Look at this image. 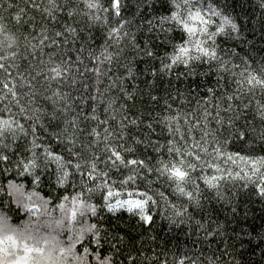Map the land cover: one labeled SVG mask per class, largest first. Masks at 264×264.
<instances>
[{"label": "trees", "instance_id": "16d2710c", "mask_svg": "<svg viewBox=\"0 0 264 264\" xmlns=\"http://www.w3.org/2000/svg\"><path fill=\"white\" fill-rule=\"evenodd\" d=\"M64 2L66 0H61ZM34 3L40 5L39 9L31 7ZM101 3L108 7L106 0ZM205 3H212L238 26V31L217 38L221 57L229 60L232 67L229 76L217 73L207 64L194 65L191 69L174 65L166 75L159 72L166 48L164 45L156 47L159 40L155 31L149 32V21L161 14L160 0H122L119 18L109 15L107 23L95 24L82 15L73 18L67 11L58 13L57 21H49L44 11L48 0H0V16L5 20L16 15L18 8L25 9L26 22L31 26L24 35L30 33L31 37H39L41 26L47 28L44 34L50 39L40 48L26 51L21 36L23 59L16 62L25 75L28 63L47 61L52 56L71 63L69 81L59 86L60 93L67 98L63 103L69 109L66 114L62 113L61 119L64 115L69 120L87 119L85 132L97 128L98 142L93 143V138L87 135L79 137L85 141L83 150L88 155L95 153L106 158L109 153L103 150L104 144L115 146L118 142L123 145L121 151L125 160L144 159L147 163L157 155L156 148L167 155L168 140L174 139L167 131L169 127L180 128L176 137L191 127L189 144L192 140L200 142L202 138L212 143L207 148L208 155L201 153L207 166L199 165L194 173V178L217 177L216 187H209L202 178L197 179L200 207L190 206L184 198L177 197L163 177L143 168L137 170V178L151 188L158 202L151 212L150 223H143L126 211L112 214L98 209L99 215L93 220L99 221L102 236L107 237L109 243L104 244L103 252L111 254L112 264H181V261L183 264H208L209 258L214 264H264V197L258 194L254 183L256 177L249 171L253 160L264 159V117L257 114L256 104L258 99L264 102V97L259 89L253 96L248 93L247 86L242 91L236 87L237 80L264 69V7L262 0H205ZM9 4H12L11 8ZM99 15L103 20L105 14ZM121 18L125 21L122 32L128 35H122L121 43L117 45L108 38L107 31L118 26L117 21ZM8 27L11 29L12 26ZM62 30L64 34L56 38L55 32ZM52 39L56 40L55 46ZM81 45L84 47L82 55ZM104 45L109 46V51L119 52V56H114L111 64L105 62L98 78L92 71L88 49L98 52ZM145 47L156 53L154 58L143 54L141 50ZM29 53L34 58L32 61L26 59ZM153 68L157 70L155 76ZM228 95L234 99L228 100ZM40 105L48 112L53 107L51 101H41ZM56 108L61 109L62 105L57 103ZM40 115L42 119L35 125L36 135L55 147L57 142L49 135L53 131L49 117ZM92 115L97 116L98 121H92ZM171 117L176 119H166ZM103 120L108 123L100 125L99 121ZM218 120L222 123H217ZM129 121H135V124ZM21 123L30 132L33 122L21 119ZM51 123L54 126L56 122ZM205 127L215 134V140L204 136ZM104 128L113 130V136L107 140ZM119 131H123L122 138L116 137ZM31 139V135L20 138L17 141L20 147L13 145L7 151L13 162L26 151ZM81 148V144L76 143L75 150L81 151ZM213 149H218L219 153ZM213 164L216 167H212ZM255 166L261 167L259 163ZM99 167H104V159ZM118 167L122 172L115 168L110 170L112 180L129 174L124 165ZM3 168L4 163L0 162V170ZM261 171L264 172V168ZM6 179L24 181L26 187H32L29 177L16 176L15 168L0 175V184L6 183ZM66 187L71 192L70 184ZM35 190L41 197L49 199L50 204L58 202L56 198L64 194L65 188L56 186L54 166L42 176ZM92 202L102 203L99 193ZM181 204L185 212L174 217L173 212ZM9 207L10 214L17 220L26 218L23 209L17 211L16 204ZM77 252H83L79 245ZM87 259L90 264H95L91 257Z\"/></svg>", "mask_w": 264, "mask_h": 264}, {"label": "snow or ice", "instance_id": "6c2138e0", "mask_svg": "<svg viewBox=\"0 0 264 264\" xmlns=\"http://www.w3.org/2000/svg\"><path fill=\"white\" fill-rule=\"evenodd\" d=\"M106 2L108 7H104L101 0H66L64 3L61 0H48L44 11L49 21H57L60 18L57 14L67 11L73 18L82 15L93 24L107 23L109 15L117 18L121 16L123 5L122 0ZM159 6L162 12L149 21V32L157 33L159 44L156 47L164 45L166 48L160 60L159 72L162 75L168 74L174 65H184L191 69L194 65L200 67L204 64L209 68L214 67L217 73L230 75V61L221 57L217 43L221 34L238 31L237 24L230 16L212 3H205V0H160ZM261 6L264 7V0ZM8 7L11 8L12 4ZM31 7L39 9L40 5L34 3ZM100 13L105 14L103 20ZM9 25L12 26L11 29ZM117 25L108 29L107 36L119 45L121 36L128 34L122 32L125 26L122 18L118 19ZM30 26L26 22L24 8H18L17 14L10 20L0 16V162L4 163L0 175L15 168L16 176L29 177L32 186L28 188L24 181L13 179H6V183L0 184V264H90L87 257H91L95 264H112L111 254L103 252L104 244L109 243L107 237L102 236L99 221L93 220L99 215L98 209L112 214L126 211L143 223H150L153 219L151 212L158 202L154 199L151 188L137 178V170L143 168H147L148 172L155 171L158 177H163L177 197L184 198L190 206L200 207L197 179L202 178L209 187H216L214 181L217 177L194 178V173L199 165L207 166L208 162L201 153L208 155L207 148L212 143L202 138L200 142L192 140L189 144L187 141L193 131L191 127L185 129L179 137H176V133L181 131L180 128L169 127L167 131L176 142L174 143V139L168 140L167 155L156 148L157 155L147 163L144 159L125 160L121 151L123 145L118 142L115 146L104 144L103 150L109 153L106 158L96 156L95 153L88 155L83 150L85 141L79 137L90 136L93 138L92 142L96 143L100 137L97 128L93 127L85 132L87 119L80 121L77 117L69 120L66 115L61 119L62 113L66 114L69 109L63 103L67 98L60 93L59 86L69 81L71 63L52 56L47 61L28 63L25 75L16 62L17 59H23L20 55L21 36L26 51L28 48H40L45 40L50 39L44 34L47 31L45 26H41L39 37H31L30 33L24 35L28 33ZM63 34L62 30L56 31L54 35L59 38ZM52 44L56 45L55 39H52ZM83 51L84 47L81 45V55ZM141 51L149 58L156 55L147 47ZM88 54L93 62L92 71L98 78L105 62L111 64L113 57L119 56V52L109 51L108 45L102 46L98 52L89 48ZM26 59L32 61L34 58L29 53ZM156 71L153 68L154 76ZM245 86L253 96L259 89L264 97V69L256 75L249 73L242 80L236 81L238 90L242 91ZM227 99L231 101L234 97L228 95ZM41 101L52 102L51 112L40 105ZM57 103L62 105L61 109L56 108ZM33 104L36 107H32ZM256 104L257 114L264 117V102L258 99ZM40 114H47L49 117V126L53 127L49 135L55 138V147L44 143L43 138L36 135L35 125L42 119ZM21 119L33 122L30 132L21 123ZM90 119L98 121L95 115ZM53 121L56 122L54 126L51 123ZM107 123V120L99 121L100 125ZM129 123L135 124V121ZM217 123L222 121L218 120ZM104 132L105 140L113 136V130L109 128H104ZM28 135L32 139L28 141L26 151L13 162L7 151L13 145L20 147L17 144L18 139H26ZM122 136L123 131L116 132L117 138ZM204 136H211L215 140V134L206 127ZM180 141L184 143L181 144ZM76 143L81 144V151L75 150ZM213 152L218 154L219 150L213 149ZM101 159H104L103 168L99 167ZM252 163L253 167L249 171L256 177L254 183L258 194L264 197V172L261 171L264 168V159L253 160ZM257 163L260 168L255 166ZM119 165L128 168L129 174L123 175L122 179L118 176L116 180H112L110 170L115 168L122 172ZM53 166L56 186L64 187L65 191L56 198L57 203L50 204V200L41 197L35 189L41 183L42 176ZM212 167L216 166L213 164ZM69 184L71 192L66 187ZM97 193L102 203L92 202ZM11 204L17 205V211L23 209L26 218L17 220L15 215L10 214ZM184 212L181 204L173 212V216L178 217ZM77 245L83 249L82 253L78 254ZM208 264H214V261L209 258Z\"/></svg>", "mask_w": 264, "mask_h": 264}]
</instances>
